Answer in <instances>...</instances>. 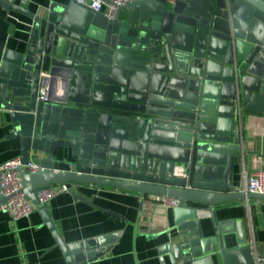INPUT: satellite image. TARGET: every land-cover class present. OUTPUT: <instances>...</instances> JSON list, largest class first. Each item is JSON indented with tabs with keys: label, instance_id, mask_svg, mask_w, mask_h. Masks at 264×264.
I'll return each instance as SVG.
<instances>
[{
	"label": "water",
	"instance_id": "water-1",
	"mask_svg": "<svg viewBox=\"0 0 264 264\" xmlns=\"http://www.w3.org/2000/svg\"><path fill=\"white\" fill-rule=\"evenodd\" d=\"M0 4L34 18L26 45L0 65L8 136L20 138L23 163L46 154L43 170L20 168L25 195L37 203L40 188L78 182L178 197L177 234L161 248L173 264H256L241 222L230 246L221 226L205 234L199 214L264 200L232 180L245 119L264 115V0H133L113 19L77 0L43 15ZM42 84L48 101L38 99ZM67 149L72 170H56ZM39 209L69 264L101 257L118 236L68 245Z\"/></svg>",
	"mask_w": 264,
	"mask_h": 264
},
{
	"label": "crops",
	"instance_id": "crops-1",
	"mask_svg": "<svg viewBox=\"0 0 264 264\" xmlns=\"http://www.w3.org/2000/svg\"><path fill=\"white\" fill-rule=\"evenodd\" d=\"M13 2L35 15H43L53 5H67L71 0ZM126 14L128 11L123 10L122 15ZM33 20L26 13L0 4V65L7 49L20 50L26 45ZM13 130L7 113L0 107V164L21 157L20 138L8 136ZM242 150L235 155L233 165V186L238 191L244 189L256 169L264 167V115H247ZM45 155L33 153L31 161L40 163ZM74 160L70 149L61 150L56 154L55 169L72 170ZM69 184L88 201L76 197L70 190L45 205L62 240L69 245L118 234L101 257L76 264H173L170 254H163L161 248L177 234L174 209H166L152 201L144 206V196L138 191L78 182ZM199 215L205 234L217 235L221 226L227 230L222 234L230 236V246L237 243L238 223L241 222L254 258L257 252L264 254V200L234 199L219 203L212 210H201ZM0 264L69 263L65 249L57 244L53 230L38 209L19 219L0 211Z\"/></svg>",
	"mask_w": 264,
	"mask_h": 264
},
{
	"label": "built area",
	"instance_id": "built-area-1",
	"mask_svg": "<svg viewBox=\"0 0 264 264\" xmlns=\"http://www.w3.org/2000/svg\"><path fill=\"white\" fill-rule=\"evenodd\" d=\"M14 1V0H9ZM133 0H77L95 11L104 12L109 18L116 17L119 9ZM174 1V0H170ZM44 76L48 73L43 72ZM50 87L43 85L38 94V99L48 101ZM27 167L30 172L43 170L44 167L34 161L23 163L21 157H14L0 164V196H5L7 199L0 204V211L7 212L11 217L19 219L27 217L38 210L41 206H45L57 195L70 191L69 183H52L40 188L37 191L38 202L35 203L29 199L22 190V176L20 174L21 167ZM182 175H185L181 172ZM239 191L254 192L264 194V167L258 168L247 179L244 189ZM161 204L166 209H174L181 206L184 200L178 197L169 195H152L148 194L143 197V205H148L149 202ZM256 264H264V254L257 252L255 255Z\"/></svg>",
	"mask_w": 264,
	"mask_h": 264
}]
</instances>
